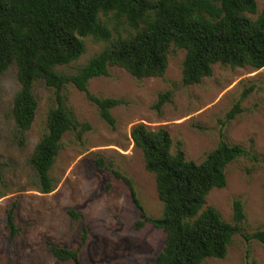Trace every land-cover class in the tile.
<instances>
[{"label":"rangeland","instance_id":"obj_1","mask_svg":"<svg viewBox=\"0 0 264 264\" xmlns=\"http://www.w3.org/2000/svg\"><path fill=\"white\" fill-rule=\"evenodd\" d=\"M263 5L264 0H256L257 12ZM84 44L85 53L64 67L65 73L74 74L105 47L91 38ZM184 56V50L172 51L163 77L136 79L121 68L110 67L107 76L89 81L87 89L93 96L123 102L111 110L113 129L100 119L84 93L71 85L62 90L66 107L90 129L80 141L72 132L62 137L49 173L56 187L49 194L40 193L29 159L46 130L47 113L56 105L54 91L36 82V114L20 145L11 115L19 90L15 66L0 76V264H74L54 258L50 245L76 250L79 264H155L165 235L143 222L126 184L110 173L116 171L131 181L146 216L161 217L155 177L145 170L142 152L130 139L137 124L152 131L165 129L171 151L179 147L186 160L196 164L221 138L245 149L246 156L226 168L225 187L211 190L205 204L233 224V202L239 201L245 220L225 258L208 259L205 264H264V243L250 239L264 231V67L215 64L210 77L184 85ZM167 91L172 92L171 102L157 111L158 95ZM237 103L240 112L227 122V113ZM9 210L17 229L14 235L7 226Z\"/></svg>","mask_w":264,"mask_h":264},{"label":"trees","instance_id":"obj_2","mask_svg":"<svg viewBox=\"0 0 264 264\" xmlns=\"http://www.w3.org/2000/svg\"><path fill=\"white\" fill-rule=\"evenodd\" d=\"M86 38L103 42L105 47L74 74L65 73L62 69L85 53ZM176 49L185 52L181 65L184 85H196L210 77L215 64L263 68L264 5L257 12L256 0H0V76L15 66L19 90L11 115L20 145L36 114V82H43L55 95L46 130L29 159L40 193L49 194L56 187L49 173L62 137L72 132L80 141L90 129L66 107L62 90L71 85L84 93L100 119L113 129L111 110L123 102L93 96L87 89L89 81L107 76L110 67L121 68L136 79L163 77L168 56ZM171 96V91L159 94L154 109L160 111L163 104L171 102ZM238 112L237 103L226 121ZM130 139L142 152L145 170L155 177L161 217L146 216L131 181L116 171L110 173L126 184L143 222L165 235L155 264H205L208 259L225 258L245 214L240 202L234 201L233 224L225 222L218 211L205 207L206 197L211 190L225 187L226 168L245 157V149L221 138L196 164L186 160L179 147L171 151L172 141L165 129L152 131L137 124ZM7 226L13 235L17 232L12 210L8 211ZM82 238L85 241L84 229ZM250 239L264 243V231ZM49 251L59 261L79 264L76 250L50 245Z\"/></svg>","mask_w":264,"mask_h":264}]
</instances>
